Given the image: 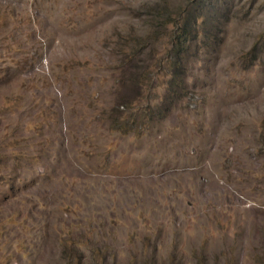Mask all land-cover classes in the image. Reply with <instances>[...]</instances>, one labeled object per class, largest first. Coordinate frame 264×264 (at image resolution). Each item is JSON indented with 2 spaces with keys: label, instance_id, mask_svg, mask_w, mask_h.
I'll return each mask as SVG.
<instances>
[{
  "label": "rangeland",
  "instance_id": "rangeland-1",
  "mask_svg": "<svg viewBox=\"0 0 264 264\" xmlns=\"http://www.w3.org/2000/svg\"><path fill=\"white\" fill-rule=\"evenodd\" d=\"M0 264H264V0H0Z\"/></svg>",
  "mask_w": 264,
  "mask_h": 264
},
{
  "label": "trees",
  "instance_id": "trees-1",
  "mask_svg": "<svg viewBox=\"0 0 264 264\" xmlns=\"http://www.w3.org/2000/svg\"><path fill=\"white\" fill-rule=\"evenodd\" d=\"M165 24H171L174 30L171 33V44L168 42L166 45L167 47H170L164 49V55L161 56L157 62L160 67H164V65H166L168 68L166 74L169 77V84H171V87H169L168 93L164 94V100L169 102L168 104L171 106V104L177 101H183L187 96H189L180 92V90L183 89L182 83L184 82H180L179 80L181 79L180 77H183L182 75L186 74V69L183 67L184 58L189 52L190 43L197 39L198 32L201 31V25H196L195 20H193V25H190L188 19L183 17L179 20L173 21L170 17H166L164 25ZM149 37V39L153 38L152 36ZM153 58L152 63H149L150 66L155 61ZM63 68L67 70L69 66L65 65ZM145 68H148L147 65ZM122 96L124 97H118L116 99V102L109 107L108 111H106L107 108L103 111L105 116L102 117L101 120H105L107 118L110 119L114 128L134 130V123L137 120H142L144 116L148 117V113L151 114L154 120H161L169 111L168 108H158L155 105H152L150 101H145L143 103L142 98L136 94V92L134 94L131 93ZM41 108L42 105L39 107L38 112L43 110ZM110 129L112 130L111 127Z\"/></svg>",
  "mask_w": 264,
  "mask_h": 264
}]
</instances>
